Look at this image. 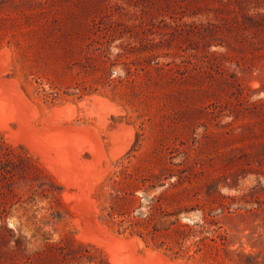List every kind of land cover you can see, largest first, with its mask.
Here are the masks:
<instances>
[{
    "label": "rangeland",
    "instance_id": "obj_1",
    "mask_svg": "<svg viewBox=\"0 0 264 264\" xmlns=\"http://www.w3.org/2000/svg\"><path fill=\"white\" fill-rule=\"evenodd\" d=\"M3 52L2 76L32 101L29 127L95 128L99 146L80 152L83 180L65 183L54 152L34 147L35 131L20 133L0 115V264H114L115 247L92 230L93 218L142 241L139 262L122 248L116 264H151L152 249L223 264L213 247L193 243L210 234L199 226L174 256L99 219L108 199L97 187L122 161L146 184L180 180L161 204L225 233V261L264 264V0H0Z\"/></svg>",
    "mask_w": 264,
    "mask_h": 264
},
{
    "label": "trees",
    "instance_id": "obj_2",
    "mask_svg": "<svg viewBox=\"0 0 264 264\" xmlns=\"http://www.w3.org/2000/svg\"><path fill=\"white\" fill-rule=\"evenodd\" d=\"M169 177L166 176V178ZM165 179L162 180L158 175L156 181L146 184L149 181L147 176L136 177L129 170L128 165L122 161L120 168L114 170L113 174H109L97 187V197L106 196L108 199L107 205L100 206L99 219L121 234L138 236L146 245L164 248L174 256L186 251L184 243L189 237L188 232L195 226H199L201 231L205 230L210 234H204L194 240L193 243L197 248H200L201 244L209 245L217 251L216 254L221 258L223 264H230V262L225 261L220 252L222 248H225L223 241L226 236L225 233L218 232L216 234V229H209L206 223L182 222L178 217L181 210H167L163 207L161 199L168 194L170 187L176 186L177 182L180 181H172L166 187L167 181ZM107 185L109 188L106 191ZM163 186L164 188L159 194L151 195V190ZM189 210L186 209L185 211L189 212ZM206 220L205 217V222ZM173 225L176 227L173 228ZM218 237L221 241H218ZM210 240L213 242L211 243ZM240 253L247 258L260 255V251L256 252L255 255L252 251L244 252L241 250Z\"/></svg>",
    "mask_w": 264,
    "mask_h": 264
},
{
    "label": "bare ground",
    "instance_id": "obj_3",
    "mask_svg": "<svg viewBox=\"0 0 264 264\" xmlns=\"http://www.w3.org/2000/svg\"><path fill=\"white\" fill-rule=\"evenodd\" d=\"M6 53L5 52L0 53V115L1 116L5 115L11 119L17 120L18 124H19L20 133L22 132L23 134H25V132L30 131V128H31V130L35 131V132H33L36 134V137L34 138V143L37 146H34V147H37V148L39 147V149H41V151H49V152L53 151L54 152L53 159L51 160L52 162L55 163V165H54V163H52V166L54 165L53 166L54 167L53 172L54 173H55V171L58 172L60 174V176L63 177V179H65V181L62 179L65 183H67L66 180H68V183H70V184L72 182L76 183L77 181H80L81 178L83 177V175L85 174L86 169H87V165L82 160L83 158L81 157L82 154L80 155V152L85 148L91 149V148H93V146H99V137H98V134L95 132L96 129L94 128L95 129L94 130L93 128L87 127V126L85 127V126L69 125V126H63V127L60 126V127H58L59 130H55V131H58L57 133L50 134L49 133L50 131L49 132L44 131V130H48V129H45L46 127L44 128V130H41L40 129L41 127H39L40 130L35 129L31 126L29 127V123L26 121L27 119H25L26 116L24 117V115H25V110L27 108L26 106L29 104V102H32V101H29L28 97H26L24 92H22V89L19 88V86L16 82V79H14L13 77L12 78L11 77L5 78L2 76L3 75L2 72H4L7 68L9 69V67H8L9 66V64H8L9 60L7 58ZM96 98L98 100V97H96ZM99 101L102 102V100L100 98H99ZM33 106H35V105H33ZM115 111H117V109H115ZM28 115H30V114H28ZM30 116L32 117L33 115H30ZM30 116H28V118H30ZM5 120H6V118H5ZM5 120H3V121H5ZM11 121H13V120H11ZM31 121H32V119H31ZM5 122H7V121H5ZM54 126H56V125H54ZM43 127H44V125H43ZM52 130H54V129H52ZM16 131H18V130H16ZM35 134L33 136H35ZM29 140H31L30 137H29ZM131 140H132V136L130 135L124 141V143L121 145V147L116 152H113L112 158H114L117 155H119L120 153H122L128 147ZM94 151H95V148H94ZM38 152H40V151H38ZM94 153L95 152H93V154ZM49 154L51 157L52 154L51 153H49ZM94 155H96V153ZM47 156H48V154H47ZM41 158H43V156ZM48 160H50V159L48 158ZM48 160L46 161L47 164L50 163ZM52 166H51V168H52ZM94 166L95 165H93V167ZM49 167H50V164H49ZM93 167H90V168H93ZM100 177L101 176L99 174L97 179H99ZM87 179L88 178H86L85 180H87ZM94 184H95V181H89L87 183V185H85L86 190L84 189L87 202L89 203V205L91 207H93L94 200L90 197L89 192L94 187ZM73 185H75V184H73ZM75 187H77V185ZM67 194H68V192H67ZM74 197H75V195L73 196V198ZM75 203H78V202H75ZM95 218H96V216H95ZM95 222L97 223V221L93 218V222H91V223L93 225L94 224L96 225ZM95 225L93 226V228L94 227L97 228L99 234H101L102 237H104L112 246L115 247L114 248L115 250H113L112 255H111L112 256V262L114 264H116V261L118 259L117 258V250L118 249L122 250V248H124V250H127L126 252L125 251L124 252L127 253L126 257L128 259H130L131 261L133 260L135 262H139V257H138L139 255H137V253H136V246L138 244L142 245V241L139 238H137V237L126 238L124 236L114 234L113 232H111V230H109V228H107L104 225L98 224V225H96L97 227ZM95 228L92 230H97ZM90 232H92V231H90ZM82 239H84V238L82 237ZM97 243L98 242H96V244ZM122 258H125V256ZM145 260H147L146 263L150 261L151 264H186V262L183 260H173L170 257H168L166 254H164L163 252L153 250V249L148 251V259L146 258ZM126 262L127 261H125V263Z\"/></svg>",
    "mask_w": 264,
    "mask_h": 264
}]
</instances>
